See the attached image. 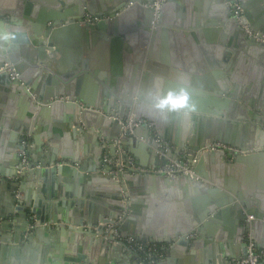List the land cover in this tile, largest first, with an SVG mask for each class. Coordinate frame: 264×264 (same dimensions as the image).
Masks as SVG:
<instances>
[{
    "label": "water",
    "instance_id": "95a60500",
    "mask_svg": "<svg viewBox=\"0 0 264 264\" xmlns=\"http://www.w3.org/2000/svg\"><path fill=\"white\" fill-rule=\"evenodd\" d=\"M97 1L100 0H70L59 3L51 0L49 5L58 7L57 12H54V15L48 19L43 15L35 23L29 16L21 14L10 6L2 7L3 4H0V89L3 90L2 93L4 92L0 99L7 100L9 93L5 94V90L9 88H13L18 93L24 92L30 95L32 109L29 117L32 121L38 118L39 127L43 126L47 120L45 114L48 113L54 118L58 117V126L70 135H74L78 129L81 131L85 128L88 135L94 133L101 140L103 148L108 150L112 161L118 159L124 164L122 168L119 164H104L102 168L98 165V167L87 170V168L78 166L79 160H70L56 164L52 161L49 162L48 167L33 169L30 163H22L20 156L15 158L14 172L11 176H15L18 184L15 185L13 197L19 204L27 206L25 220H28V224L32 222L35 228L54 225L55 228L64 232L73 247L77 246L79 249L77 257L73 260L77 263L81 261L86 263L85 254L80 250L83 249L81 247L83 245L84 248L91 250L94 256L97 254L98 257H105H99L97 264H107L112 261V255L117 251H122L127 255V264H136L137 254L129 251L124 243L116 242V237L123 238V234L118 230L117 233L110 232L106 235L104 227L98 226L99 222L107 224L120 220L121 223L126 219L128 220L126 222L131 223L133 227L130 236L136 240L148 244L166 243L169 245L163 248L166 249L164 262L167 264H228L230 260H237L245 255L249 241L253 242L256 249H264V188L261 189L257 185L253 174L250 176L243 174L239 184L229 185V183L220 182L201 172L204 161L209 158L225 162V159L231 156L234 159L233 162L225 163V167H236L237 169L239 162L264 156L263 113L260 117L251 112L255 111L251 102L247 103L249 110L246 109V113L238 115L234 112L233 108L240 107L238 101H243L238 96L235 86L233 90L227 89L228 85L222 87L219 93H226L225 98L221 99L222 107L211 110L206 120L210 124L214 119H216L215 124L222 123L218 120L221 116L230 124L234 119L245 122L250 117L251 124H244L243 128L256 134L257 138L262 136L260 142L248 147L238 144L241 153H235V155L226 154L221 150L208 151L206 148L211 143L224 142L228 139L223 136L220 124L217 125L218 127L207 126L203 130L199 126L201 116L197 114L164 113L163 116L167 115L173 125V137L170 140L165 138L179 152V156L175 158L176 161H180L185 155L183 158L195 171L192 177L179 175L172 178L128 168L126 142L129 138L133 141L135 135L139 136L137 132L141 127L135 129L134 136L122 135L123 124L129 117L133 121L143 118L149 122L157 121L156 111L143 103V98L138 93L136 94V79L128 82V87L131 89L128 95L118 93V95L111 96L104 91L103 97L97 98L95 100L97 104H95L81 90L84 71L88 68L86 60L76 59L75 62H81L82 66L76 65V69L70 70L68 74H62L63 81H51L46 94L27 90L29 72H36V70L29 69L25 61H33L37 57L39 62L49 65L45 52L54 51V45L64 32L61 28L63 23L69 24L70 29L75 28L79 32L82 31L83 37L121 34L120 27L111 25L109 29L110 20L104 17L96 23L83 22V13L94 11ZM103 1H105L103 5L107 4L109 10L107 15L111 17L110 19L127 17L131 20L132 27L143 25V34L147 36L156 14L155 10L149 6L152 0ZM175 1L184 2V0H166L159 8V12H164ZM224 2L229 10L227 16L230 21L227 23L233 25L231 32L238 40L239 50L246 52V57H249L251 61L257 60L264 64V44L246 35L233 17L229 3L225 0ZM173 7L179 8L177 5ZM158 18V24H155V27L163 24L160 19L161 15ZM49 22H52L51 26H46ZM243 22L246 23V20L243 19ZM258 27L264 32L263 25ZM229 52L226 51L224 59L228 60ZM140 62L141 59L134 61L135 68H140ZM5 63L10 66L4 68ZM229 69L227 67L226 74L229 79H232V72L230 73ZM80 70L81 72H78ZM11 72L16 75L13 79L10 76ZM73 75H75L74 78L64 81ZM3 85L4 87H1ZM213 115L217 118L212 117ZM26 119L27 124L22 129L18 126L13 127V132L10 127L11 122L6 124L5 122L9 120L1 119L3 122L0 120V135L8 137L11 144L12 140L14 141L19 135H32L34 128L27 127L29 118ZM189 120H191V126H189ZM180 121L184 126L178 125ZM29 125L31 126L30 123ZM147 129L149 132L150 129L148 127ZM117 139L120 141L117 142ZM149 139L152 143L153 137ZM153 145L158 148L157 143L154 142ZM101 157L102 152L96 150L93 156L94 161H99ZM62 158L65 159V157ZM93 158L90 159L93 160ZM2 161L5 162L3 159ZM221 167L224 168V166ZM86 170L87 173H84ZM69 179L74 182L75 192ZM190 181L195 182L193 185L195 192L197 183L205 187L208 194L207 204L196 205L195 210L188 201L190 219H185L186 223L169 224L166 228L157 227L160 225L152 220L150 212L153 196L148 185H163L169 190H174L178 185L187 187L186 183ZM48 183L52 185L51 189ZM212 184H214L213 187H211ZM78 189L79 193H77ZM73 193L76 196L75 199L71 197ZM27 198H29V204L26 202ZM46 198L47 200L58 199V202L44 207L42 202ZM138 200L142 201L140 207L136 204ZM51 208L55 215L47 217L45 211ZM56 213H59L60 217L57 218ZM249 216L252 218L249 219ZM176 249L186 255L174 257Z\"/></svg>",
    "mask_w": 264,
    "mask_h": 264
},
{
    "label": "crops",
    "instance_id": "0c3cea01",
    "mask_svg": "<svg viewBox=\"0 0 264 264\" xmlns=\"http://www.w3.org/2000/svg\"><path fill=\"white\" fill-rule=\"evenodd\" d=\"M50 1L0 0V4H3L2 7L10 6L21 14L29 16L35 23L43 15L48 19L54 15V12H57L58 7L50 6ZM53 1L59 3L70 0ZM239 1L244 10V19L249 27L264 34L258 27L263 25L262 28H264V0ZM104 3L103 0L97 1L94 6L96 9L84 12L83 18L86 14L104 17L110 20L108 28L110 29L111 25L120 27L121 34L83 37L82 31L79 32L75 28L70 29L69 24L63 23L61 28L64 32L54 45V51L45 52L49 65L39 62L37 57L33 61H25L29 69L36 70V72H29L27 90L46 94L51 81H63L62 74H68L70 70L76 69V65L82 66L81 62H75L76 59L86 60L88 68L84 71L81 90L95 104H97L95 101L97 98L103 97L104 91L111 96L118 95V93L128 95L131 90L128 87V82L136 79V94L138 93L143 98V103L156 111L157 119L156 122L152 121L153 130L150 129L148 132L146 126H141L137 132L139 136L135 135L133 141L129 138L126 142L128 164L131 161L134 166L142 169L159 167L168 159L176 161L175 158L179 156L177 148L167 140H170L174 134L172 122L167 118V115L163 116L168 112L201 116L199 126L203 130L207 126L218 127L217 125L220 124L223 136L228 137L227 141L223 143L233 147L238 148V144H243L245 147L254 146L260 142L262 136L257 138L256 134L243 128L244 124H251L250 117L245 122L234 119L233 123L230 122L231 125L221 116L218 117V120L222 123L215 124L216 119H214L210 124L206 120L211 110L222 107L221 99L225 98L226 93L219 92L225 85H228L227 89L229 90H233L235 86L238 96L243 99V101H238L240 107L233 108L234 112L238 115L246 113L245 110L249 108L247 103L251 102L256 111L251 109V112L260 117L263 113L262 117H264V64L257 60L251 61L249 57H246V52L239 50L238 40L231 32L233 25L227 23L230 21L227 16L229 10L224 0L175 1L164 12L155 14V21L147 36L143 34V25L132 27L131 20L127 17L125 19L119 17L114 20L110 19L111 17L107 15L109 12L107 4L103 5ZM173 5H177L179 8L176 9ZM160 15L163 24L155 27ZM83 22L87 21L83 19ZM51 24L52 22H49L46 26H51ZM226 51H230L228 60L224 59ZM137 59H141L139 69L135 68L134 64ZM227 67L230 68V73L232 72V79H229L226 74ZM75 75L69 76L64 81L71 80ZM2 91L0 89V97L4 93ZM7 93H9V97L6 101L0 99V120H9L5 123L11 122L10 127L13 132V127L18 126L22 129L27 124L25 123L27 122L26 118H29L28 125L30 123L31 126L27 125V127L34 128L32 129L34 133L19 135L14 141L12 140V144L8 137L0 135V264H97L99 257H105H98L97 254L94 256L93 252L87 247L84 248L83 245H81L83 249L80 250L85 254L86 263L73 261L79 252L78 247H73L64 232L55 228L54 225L35 228L32 222L28 224V220H25L27 206L19 204L13 197L14 188L18 182L11 174L14 172V159L20 156L23 144L27 157L25 164L30 163L33 169L48 167L49 162L52 161L56 164L70 160H79L80 164L77 165L84 169L87 168V170L95 166L98 167V165L102 168L104 164H107L103 161L104 157L107 156L111 159L108 150L103 148L104 145L94 133L88 135L85 128L81 131L78 129L74 135L68 134L58 126V117L54 118L51 114H45L47 120L43 126L39 127L38 118L32 121L29 117L32 109L30 95L28 96L24 92H15L13 88L5 90V94ZM170 93L174 96L186 94V103L183 106L165 104L161 107V101ZM212 117L217 118L214 115ZM2 120L1 122H3ZM188 123L191 126V120ZM178 125L184 126L181 121L178 122ZM151 137H153L152 143L149 139ZM154 138L163 140L168 146L164 149L165 153L162 158L159 157V153L163 149L153 145L154 142L156 143ZM96 150L102 152L99 161H94L93 158ZM230 153L226 151V154ZM91 157L93 160L90 159ZM183 157L180 161L188 163ZM229 157L225 159V162L210 158L205 160L201 172L210 178L220 180V182L229 183V185L239 184L243 174L246 176L253 174L257 185L261 189L264 188V156L239 162L237 169L236 167H225V163L234 160L231 156ZM115 161L119 162L118 159ZM87 170L84 173H87ZM69 183L74 190L72 179H69ZM186 184H188L187 187L178 185L174 190H169L163 185H148L153 196L150 212L152 220L160 225L157 227L166 228L169 224L186 223L184 220L189 218L188 201L195 210L196 205L207 204L208 194L203 185L197 183L195 192L193 188L195 182L190 181ZM213 186L214 184L211 185V187ZM48 187L51 189L52 185L48 183ZM79 191L78 189L77 193ZM71 197L76 198L74 193L71 194ZM43 201L42 206L46 207L56 204L58 199L47 200L46 198ZM26 202L29 204V198ZM136 204L137 207H140L142 201L138 200ZM45 214L47 217L55 215L52 208L45 211ZM56 216L60 217L59 213H56ZM126 221L128 220H123L120 223L118 230L123 234V238H134L130 236L133 227ZM60 222L62 223V221ZM152 244L160 246V255L155 264H167L164 262L166 249L163 248L169 245L166 243ZM127 248L133 252L129 247ZM181 255L185 256L186 254L184 252L181 254L179 249H176L173 254L174 257ZM138 261L137 255L136 264H140ZM107 264H127V255L122 251L114 252L112 261Z\"/></svg>",
    "mask_w": 264,
    "mask_h": 264
},
{
    "label": "built area",
    "instance_id": "2783aa9c",
    "mask_svg": "<svg viewBox=\"0 0 264 264\" xmlns=\"http://www.w3.org/2000/svg\"><path fill=\"white\" fill-rule=\"evenodd\" d=\"M164 1L166 0H152L149 6L153 8L156 13H158L159 8L161 7ZM225 1L229 3L233 17L238 22V25L245 31L246 35L252 40L264 44V34L252 30L248 24L243 22L244 10L240 1L239 0H225ZM83 19L89 23H96L101 19V17L92 16L91 14H86ZM9 66L10 65L8 63H5L4 68H7ZM10 76L12 79L16 77L14 72H11ZM141 126H147L149 129L152 130L154 129V124L146 119H139L137 121H133L132 118L129 117L126 120V123L123 124L122 135H133L135 129ZM119 141L120 140L117 139V142ZM155 141L158 144V146L161 147V150L163 149V151L159 153V157L162 158L165 153L164 149H166L168 146L164 143L163 140H160L158 138H155ZM206 150L208 151L221 150L225 152L226 151L231 152L233 154L241 153L239 148L227 145L219 141L211 143L206 148ZM20 156L22 163H27L24 144L22 149L20 150ZM103 161L107 164H114V165L119 164L121 165V168L124 166V164L121 163L120 161L117 163L116 161H112L107 156L104 157ZM128 168L143 173L159 174L168 178L176 177L179 175L189 176V177L195 175L193 168L190 165H188V163L170 160V159L163 162L161 166L153 169L138 168L137 166H134L131 161H129ZM249 218H252V216H249ZM119 224H120V220H117L114 223H107V224L104 222H99L98 226H103L104 233L108 235L110 232L117 233ZM116 242L124 243L135 254H137L139 259L138 262L140 264H155L157 258L160 255V246L156 244H152V243L147 244V243L139 242L131 237L121 238L119 236L116 237ZM228 264H264V249H260V250L256 249L254 247L253 242L249 241L247 244V250L245 255L241 256L237 260L235 259L230 260Z\"/></svg>",
    "mask_w": 264,
    "mask_h": 264
},
{
    "label": "clouds",
    "instance_id": "9594fccd",
    "mask_svg": "<svg viewBox=\"0 0 264 264\" xmlns=\"http://www.w3.org/2000/svg\"><path fill=\"white\" fill-rule=\"evenodd\" d=\"M183 101V103H174V101ZM187 101V95L174 96L171 93L168 97L161 101L160 106L163 107L165 104H171L172 106H183Z\"/></svg>",
    "mask_w": 264,
    "mask_h": 264
},
{
    "label": "snow or ice",
    "instance_id": "6c2138e0",
    "mask_svg": "<svg viewBox=\"0 0 264 264\" xmlns=\"http://www.w3.org/2000/svg\"><path fill=\"white\" fill-rule=\"evenodd\" d=\"M174 103H183V101L181 100V101H174Z\"/></svg>",
    "mask_w": 264,
    "mask_h": 264
}]
</instances>
